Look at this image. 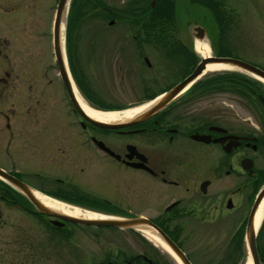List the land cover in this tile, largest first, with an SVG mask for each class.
Returning a JSON list of instances; mask_svg holds the SVG:
<instances>
[{"label":"flooded vegetation","instance_id":"flooded-vegetation-1","mask_svg":"<svg viewBox=\"0 0 264 264\" xmlns=\"http://www.w3.org/2000/svg\"><path fill=\"white\" fill-rule=\"evenodd\" d=\"M139 2L132 9L136 13L133 21L139 18ZM156 3L149 0L148 6L154 8ZM101 8L108 17L111 13L109 27L120 24L123 6L114 13ZM41 9V0H0V170L46 196L33 185V179L44 176L71 183L74 179L94 180L102 172L107 191L100 194L97 206L82 207L49 197L105 217L146 218L190 264H240L248 258L253 264L247 239V229L253 227L256 264H264V213L255 224L264 197V110L251 109L255 106L252 100L262 98L236 94L232 87V94L213 96L210 92L218 89L206 88L203 93L198 90L200 93L177 96L163 110L131 126L92 125L77 112L60 78L53 20L48 26ZM147 15L145 12L143 18L150 17ZM190 33L196 39L201 33L203 39L206 29L195 25ZM145 35L148 33L135 30L133 39ZM67 58L69 65L71 59ZM143 61L150 65L145 58ZM236 105L245 109L235 110ZM24 161L36 162V169H22ZM43 165L49 170L53 167V173L40 169ZM68 226L139 232L49 217L0 177V264H59L57 256L39 254L38 247L39 243L43 246V235L57 245V237L50 234ZM93 239L102 242L100 233ZM33 247L36 255H27ZM117 247L94 262L78 255L72 261H162L147 244L146 250L131 255ZM13 249L15 254H11ZM167 264H181L169 247Z\"/></svg>","mask_w":264,"mask_h":264},{"label":"rangeland","instance_id":"rangeland-1","mask_svg":"<svg viewBox=\"0 0 264 264\" xmlns=\"http://www.w3.org/2000/svg\"><path fill=\"white\" fill-rule=\"evenodd\" d=\"M135 3L136 0H70L64 13L63 48L66 65L67 55L71 59L67 70L74 86V80L77 85L80 82L81 90L79 86H75L79 95L92 107L106 111H121L147 103L168 84L180 80L184 71L192 66L189 64V52L198 60L203 56L196 52V42L207 44L208 55L226 54L264 70V0H178L175 5L176 24L168 27L167 31V43H175L176 51L177 47L181 49V52L173 53V59L167 57L164 47L153 38L150 42L142 37L133 39L135 30H139V33L145 31L139 29L138 21L144 16L145 12L142 10L144 5L149 4V0H140L139 5L142 7L139 15L137 14L139 17L137 21L131 18L136 15L132 10ZM100 4L108 7L112 13L117 8L119 10L124 8L120 24L109 27L107 23L111 13L109 12L108 17ZM74 6L75 9L72 10ZM41 7L44 20L49 26L54 17L56 0H41ZM195 25H202L206 29V35L202 40L194 38L190 33L191 26ZM67 35L72 41L70 53L67 49ZM144 58L148 59L149 66L144 63ZM228 72L238 71L233 69L210 71L202 74L198 81L225 75ZM218 84L222 85L221 90L210 92L209 95L232 94L229 90L230 83ZM190 89L191 87L183 94H189ZM81 91L92 98L94 103L89 102L90 99L87 100ZM262 96L264 100V95ZM234 109L245 108L236 105ZM33 159H36L35 156ZM25 162L20 163L22 169L23 167L36 169V162L28 161L26 164ZM43 167L40 169L46 173L51 174L54 171L53 167H50V170L44 165ZM102 176V172H98L94 180L74 179L70 181L71 183H61L54 178L41 176L39 179H33V185L43 193L63 202L90 207L99 205L100 194L107 191L101 180ZM28 227L31 226L28 224ZM113 231L114 233L110 229L80 226L60 228L50 234L51 237H57V245L54 239L43 235V246L41 247L39 243L38 251L39 254L57 256L59 264H78L72 261V256H85L87 260L94 262L102 254L114 253L117 246L118 251L131 255L137 250H146L147 244L156 250V254L162 256V261L158 264H167V252L147 239L142 232L133 234ZM96 233L101 234L102 242L98 243L97 239L96 241L93 239ZM112 238L113 241L110 240ZM189 248L193 251L192 247ZM30 251L28 249L27 255L35 256L37 248L33 247ZM11 254H15L14 249ZM244 263L245 260L240 264Z\"/></svg>","mask_w":264,"mask_h":264},{"label":"water","instance_id":"water-1","mask_svg":"<svg viewBox=\"0 0 264 264\" xmlns=\"http://www.w3.org/2000/svg\"><path fill=\"white\" fill-rule=\"evenodd\" d=\"M154 1V0H153ZM69 4V0H57L55 16L53 21V47L55 57L59 66V74L60 78L67 90L70 100L77 112L89 123L95 126L104 127V128H121L134 125L138 122L146 120L157 112L163 110L167 104H169L173 99H175L178 95H180L183 91H185L188 87H190L197 79L203 74V71L206 68L208 63H219L228 66L230 69L242 72L251 77L256 78L257 80L264 83V70L252 65L243 60L232 58V57H218V56H205L200 59V61L196 64L193 70L185 76L181 81L176 83L174 86L169 88L167 91L155 97L153 100L149 101V106L144 108L139 113L135 114L131 118L123 120L121 122H102L99 120H95L89 117L80 107L79 102L75 96L73 90V84L71 82V78L69 77L67 67L65 64L64 54L61 47L60 42V24L62 18L64 16L65 11L67 10V6ZM196 29V28H194ZM203 34H199L198 39H202ZM145 62L149 64L148 60L145 59ZM0 177L5 181H8L15 187H17L30 201L32 206L39 212L49 217H54L58 219H62L67 222L79 224V225H92V226H112L117 228H130L136 230H149L152 231L155 235L159 237V239L165 244V246L169 247L172 253L178 258L181 264H190L187 258L167 240V235L161 231L157 226L153 225L149 220L143 217H134V218H114V217H105L104 218H81L72 216L69 214H65L59 212L57 210L51 209L44 205L39 199H37L35 195V191L30 189L28 186L23 183L15 180L14 178L8 176L4 172L0 170ZM264 193V192H263ZM53 224L59 225L58 221H52ZM247 239L249 242V247L251 250V254L253 255V264H256L255 258V249L254 243L252 241L253 235V227H248L247 229Z\"/></svg>","mask_w":264,"mask_h":264},{"label":"trees","instance_id":"trees-1","mask_svg":"<svg viewBox=\"0 0 264 264\" xmlns=\"http://www.w3.org/2000/svg\"><path fill=\"white\" fill-rule=\"evenodd\" d=\"M167 1V3H166ZM178 0H157L156 6L154 8H150V6H146L142 11L149 14V18L140 19L138 21L140 28L145 30L144 32L148 33V35H145V39L147 42H150L153 38L154 41H156L159 45H162L165 47L167 45L166 54L167 57L170 59L172 58L173 53H176L177 51L181 52V49L177 47V51L175 49L176 45L168 44L166 39V31L172 26L176 24V17H175V5ZM198 1V0H196ZM75 9V6L72 7V10ZM73 12H71L72 14ZM169 27V28H168ZM139 31V30H137ZM141 39V38H140ZM142 43V42H141ZM167 43V44H165ZM72 45V41L69 35H67V49L70 53V47ZM173 46V47H172ZM172 48V49H171ZM70 55V54H69ZM190 57V65L187 70L184 71L182 74V77L186 76L191 68L195 64V56L193 53H188V58ZM192 62V63H191ZM181 77V78H182ZM179 78V77H178ZM217 80L218 82H214ZM223 81V82H222ZM228 82L230 83V87H232L236 94L239 95H248V96H254V97H261V99L252 100V105H255V109L258 107L260 109H264V84L254 78H249V76L239 73V72H228L225 75H219L214 78L205 79L203 81H198L194 83V85L191 87L190 92H198V90H204L206 88H214V89H221L222 85H219L218 83H224ZM80 84V82H79ZM203 90L201 91L203 93ZM200 91L198 93H200ZM196 92V93H197ZM86 99L89 100L90 98L85 95ZM91 100V101H90ZM89 100V102H93L92 98Z\"/></svg>","mask_w":264,"mask_h":264},{"label":"bare ground","instance_id":"bare-ground-1","mask_svg":"<svg viewBox=\"0 0 264 264\" xmlns=\"http://www.w3.org/2000/svg\"><path fill=\"white\" fill-rule=\"evenodd\" d=\"M64 18H62L61 24H60V42H61V47L63 50V38H64ZM195 50L198 52L200 55L207 56L208 55V50L209 48L207 47V44L205 43H200L196 42L195 43ZM230 69L228 66L219 64V63H208L206 65L205 70L203 71V74L206 72L210 71H216V70H226ZM202 76V75H201ZM73 90L75 93V96L79 102L80 107L82 110L91 118L95 120H99L102 122H121L123 120H126L128 118H131L135 114L139 113L142 111L144 108L149 106V103H145L143 105L137 106V107H132V108H126L121 111H101L97 108L92 107L89 105L83 98L79 95L78 91L76 90L74 84H73ZM35 195L37 199H39L44 205L47 207L57 210L59 212L69 214L72 216L76 217H81V218H104L100 214H96L95 212H91L88 210H83L82 208L71 206L68 204H65L61 201H58L56 199H53L49 196H46L44 194H41L39 192H35ZM264 213V197L258 207L256 217H255V224L257 225L261 216ZM144 234L147 239L150 241L156 243L157 245L161 246L166 252H167V246L159 239L157 235H155L152 231L149 230H139ZM244 264H252L251 259H247Z\"/></svg>","mask_w":264,"mask_h":264}]
</instances>
